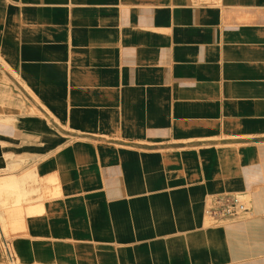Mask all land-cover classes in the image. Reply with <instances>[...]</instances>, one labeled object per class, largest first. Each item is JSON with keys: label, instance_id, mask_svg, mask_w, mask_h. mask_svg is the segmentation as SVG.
Wrapping results in <instances>:
<instances>
[{"label": "crops", "instance_id": "0c3cea01", "mask_svg": "<svg viewBox=\"0 0 264 264\" xmlns=\"http://www.w3.org/2000/svg\"><path fill=\"white\" fill-rule=\"evenodd\" d=\"M2 14L34 56L28 82L62 108L61 125L0 126L7 168L24 161L0 178L37 184L16 207L20 263L264 264V0H0ZM233 192L246 214L204 226L206 197Z\"/></svg>", "mask_w": 264, "mask_h": 264}, {"label": "rangeland", "instance_id": "374dc122", "mask_svg": "<svg viewBox=\"0 0 264 264\" xmlns=\"http://www.w3.org/2000/svg\"><path fill=\"white\" fill-rule=\"evenodd\" d=\"M18 30L19 25L9 20V14H6V16L2 14L0 16V96L11 103H18L21 105V107L15 111H0V126H2V130H9L10 128H14L19 117L26 116L32 119L37 118L47 124L50 122L49 120L51 118H54V120L61 125L60 118L51 116V114H53L52 109H62L61 102H47L41 100L36 91V85L28 82V77L34 76L35 71L27 69L26 67L30 62L34 61V56L33 54L26 53L25 45L22 50L23 52L20 51L19 37L17 35ZM26 78L28 80H26ZM50 104L52 107H50ZM60 135L65 139L66 136ZM10 161L12 163L6 171L18 169L20 164L24 162ZM10 161H8V163ZM2 172L1 170L0 175ZM233 194L243 200L249 207V198L247 195L238 192H233ZM210 196L212 195H208L204 201V226H219L225 224L227 220L213 218L206 213L207 200ZM2 212L0 209V226L2 227L3 234H0V264H13L5 248H8V252L11 251L9 250V248L11 249L9 244L11 237L20 233L19 213L14 210H7L5 213L2 210ZM10 255L11 257H15L12 251ZM18 260L19 259L16 260V263L20 264Z\"/></svg>", "mask_w": 264, "mask_h": 264}, {"label": "bare ground", "instance_id": "6f19581e", "mask_svg": "<svg viewBox=\"0 0 264 264\" xmlns=\"http://www.w3.org/2000/svg\"><path fill=\"white\" fill-rule=\"evenodd\" d=\"M0 98H1L0 99V111H15L19 107H21V105L18 103H11V102L5 100L1 96H0ZM0 144H4V141L0 140ZM6 156H9V155H7V154L6 155H0V171L1 170L4 171L7 168V165H6L7 161L5 159ZM19 182H20V190H19V184H18ZM36 188H37V184H35V182H34L33 186H28L25 180L20 179V181H19L18 179H14V177L12 175H9V174L3 175L0 178V209H1V212L4 209H7L9 211H13V210L17 211L18 208H16V207H18V205H19V199L21 198L22 200L23 199L26 200L30 196V193L35 191ZM6 193H14V194L16 193L17 198H14V201L4 202L3 196ZM11 207H14V209H10ZM2 216H3V212H2ZM0 234L3 235L1 226H0ZM5 249L7 250L9 259L12 261V263L18 264V263H16L17 262L16 260L18 258L16 256L11 257V255H10L11 251L8 252L7 247ZM20 264H22V263H20Z\"/></svg>", "mask_w": 264, "mask_h": 264}, {"label": "built area", "instance_id": "2783aa9c", "mask_svg": "<svg viewBox=\"0 0 264 264\" xmlns=\"http://www.w3.org/2000/svg\"><path fill=\"white\" fill-rule=\"evenodd\" d=\"M248 211L247 204L234 194L212 195L207 200L206 213L213 218L233 220Z\"/></svg>", "mask_w": 264, "mask_h": 264}]
</instances>
